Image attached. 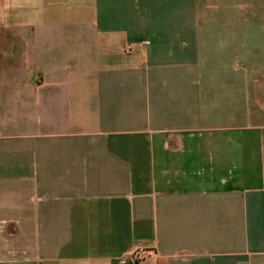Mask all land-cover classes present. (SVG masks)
I'll return each mask as SVG.
<instances>
[{"label": "crops", "instance_id": "crops-1", "mask_svg": "<svg viewBox=\"0 0 264 264\" xmlns=\"http://www.w3.org/2000/svg\"><path fill=\"white\" fill-rule=\"evenodd\" d=\"M0 264H264V0H0Z\"/></svg>", "mask_w": 264, "mask_h": 264}, {"label": "built area", "instance_id": "built-area-1", "mask_svg": "<svg viewBox=\"0 0 264 264\" xmlns=\"http://www.w3.org/2000/svg\"><path fill=\"white\" fill-rule=\"evenodd\" d=\"M127 49L131 50V46H128ZM133 253H134V255L136 254V252H133ZM133 253H132V255H133ZM148 253H149V254H148L149 256H153V255H155V253L152 252V251H150V250L148 251ZM137 255H139V253H137Z\"/></svg>", "mask_w": 264, "mask_h": 264}]
</instances>
